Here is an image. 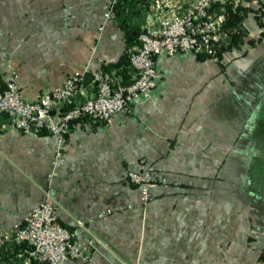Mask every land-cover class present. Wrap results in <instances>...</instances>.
I'll return each instance as SVG.
<instances>
[{
	"label": "crops",
	"instance_id": "1",
	"mask_svg": "<svg viewBox=\"0 0 264 264\" xmlns=\"http://www.w3.org/2000/svg\"><path fill=\"white\" fill-rule=\"evenodd\" d=\"M136 1L132 20L143 28L193 0ZM227 1L253 10L239 48L218 60L161 54L150 96L106 123H74L56 170L52 136L0 118V231L23 226L49 195L89 264H264V203L257 211L242 186L247 148L257 145L249 141L264 131V41L258 5ZM106 3L0 0V93L14 74L23 99L33 101L85 66L117 63L124 32L113 14L104 19ZM94 91L88 74L77 100ZM143 170L155 182L147 202L127 179ZM18 252L9 246L0 264H31Z\"/></svg>",
	"mask_w": 264,
	"mask_h": 264
},
{
	"label": "built area",
	"instance_id": "2",
	"mask_svg": "<svg viewBox=\"0 0 264 264\" xmlns=\"http://www.w3.org/2000/svg\"><path fill=\"white\" fill-rule=\"evenodd\" d=\"M118 1L107 0L104 19L111 17ZM227 2L193 0L184 13L164 15L156 23L146 24L130 55L134 78L127 86L116 85L109 74L91 71L88 65L66 77L60 87L33 101H25L12 74L0 93V118L5 117L7 124L19 132H44L52 136L55 139L52 168L56 170L64 162V150L74 123L84 119L106 123L117 114L130 113L134 99L150 96L159 77L158 56L191 54L215 60L214 45L221 40L227 16L223 6ZM88 74L94 94L78 101L80 87ZM127 179L140 190L142 201L147 202L155 185L151 172L130 171ZM95 243L94 238L86 240L89 247ZM11 245L19 250L18 257L31 264H89L74 232L58 222L56 204L49 195L31 211L23 226L12 232L0 231V250Z\"/></svg>",
	"mask_w": 264,
	"mask_h": 264
},
{
	"label": "trees",
	"instance_id": "3",
	"mask_svg": "<svg viewBox=\"0 0 264 264\" xmlns=\"http://www.w3.org/2000/svg\"><path fill=\"white\" fill-rule=\"evenodd\" d=\"M258 2V8L254 11L258 26L261 33L258 42L264 41V4L261 0ZM136 0H119L112 14L117 19L118 25L124 32L125 51L120 60L110 66L102 68V72L109 74L114 80L116 85L127 86L133 82L134 71L130 65V55L132 47L139 44L138 37L142 31L140 24L133 22L136 15L133 13L136 7ZM224 9L227 13L226 20L221 29V40L214 45L215 58L218 60L225 52L237 49L244 43L245 31L243 30L242 23L247 13L252 12L251 8H246L240 4H234L232 1L224 4ZM132 50V51H130ZM199 60L209 59L206 56H197ZM249 178L255 189V193L264 196V162L258 160L252 163L249 167ZM3 254V251L0 250ZM260 259L264 261V250L260 253Z\"/></svg>",
	"mask_w": 264,
	"mask_h": 264
},
{
	"label": "flooded vegetation",
	"instance_id": "4",
	"mask_svg": "<svg viewBox=\"0 0 264 264\" xmlns=\"http://www.w3.org/2000/svg\"><path fill=\"white\" fill-rule=\"evenodd\" d=\"M261 115L262 117V120L264 122V109L262 111L259 112V115ZM264 129V128H263ZM261 132H264V131H261ZM261 132H258V134L260 133L261 135ZM254 132H253V137L252 138V141H249V142H254L255 144H257L256 146H252V147H248L247 148V151H246V154H245V175H244V178H245V182H244V185L243 186V189H245L244 191L248 192V201L256 206L257 208V211H258V205H261L264 203V196L261 194V192H259L258 190V194L255 193V189L253 188V185L250 181V178H249V167L252 163H254L255 161H259V162H264V153L260 152L258 148L262 147L264 145V138H260V136L258 137V134H256V137H254ZM251 135V136H252ZM263 137H264V133H262ZM250 138V139H251Z\"/></svg>",
	"mask_w": 264,
	"mask_h": 264
},
{
	"label": "rangeland",
	"instance_id": "5",
	"mask_svg": "<svg viewBox=\"0 0 264 264\" xmlns=\"http://www.w3.org/2000/svg\"><path fill=\"white\" fill-rule=\"evenodd\" d=\"M253 1L258 5V2L256 0H253ZM215 60H217V59L215 58ZM258 149H259L260 152L264 153V145L262 147L258 148Z\"/></svg>",
	"mask_w": 264,
	"mask_h": 264
}]
</instances>
